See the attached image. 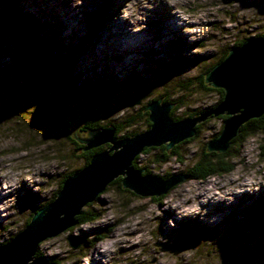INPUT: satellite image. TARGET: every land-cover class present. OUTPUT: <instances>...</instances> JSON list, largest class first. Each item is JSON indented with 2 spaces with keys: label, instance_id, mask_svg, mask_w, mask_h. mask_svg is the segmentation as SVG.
I'll return each instance as SVG.
<instances>
[{
  "label": "rangeland",
  "instance_id": "1",
  "mask_svg": "<svg viewBox=\"0 0 264 264\" xmlns=\"http://www.w3.org/2000/svg\"><path fill=\"white\" fill-rule=\"evenodd\" d=\"M15 1L18 10L47 24L46 30L39 32L41 51H47L43 54L48 53L52 64L57 57L69 56L72 82L92 96L95 108L100 110L99 104L104 107L96 116L103 118L102 124H117L130 114L139 116L121 133L132 134L128 137L149 130L145 107L159 96L160 101L185 96L177 102L182 108L173 113L174 118L211 109L219 95L205 83V75L243 39L264 35L261 0H122L120 5L117 0H66L67 4L57 5L52 0H11ZM165 3L169 11L176 10L183 18L173 33L161 31L160 23L170 19L164 12ZM126 6L136 23L130 20L123 25L128 27L129 36L136 32L143 38L132 37V42L121 45L113 39L112 46L107 38L109 27L122 21ZM144 8L149 9L146 17L142 16ZM117 9V15L112 14ZM42 10L59 17L42 14ZM99 10L104 13L100 28L90 36L87 14ZM16 51L15 41L0 28V185L4 189L3 181L9 184L0 199V243L21 232L38 209L54 200L64 177L81 170L85 163L78 143L72 140L74 135L83 134L85 102L70 108L66 128L58 130L43 121L33 95L14 77ZM42 66L45 64L40 63L38 69ZM43 74L49 77L41 96L54 97L63 91V83L57 81L50 66ZM181 85L190 87L182 90ZM136 97H143L139 105L122 108L124 101ZM222 126L221 116L210 117L191 141L178 144V156L155 165L151 160L157 152L140 154L137 166L162 178L183 173ZM261 144V136L248 138L231 152L237 157L231 161L230 173L205 181H183L158 199L140 197L121 185H108L80 210L97 219L43 240L35 257L54 264H95L96 258L100 261L97 264H264V223L258 228L257 216L250 211L264 206ZM108 147L99 146V152ZM185 231L203 234L207 240L197 249L177 255L156 246L165 243L167 248L176 249L190 243L194 238L180 240L186 239ZM68 236L79 238L80 246L72 249ZM174 242L176 246L171 245Z\"/></svg>",
  "mask_w": 264,
  "mask_h": 264
},
{
  "label": "water",
  "instance_id": "2",
  "mask_svg": "<svg viewBox=\"0 0 264 264\" xmlns=\"http://www.w3.org/2000/svg\"><path fill=\"white\" fill-rule=\"evenodd\" d=\"M261 2L264 3V0ZM204 81L213 89L223 90L224 96L216 106L198 116L174 122L169 116L172 105L162 104L158 99L145 107L150 127L142 134L117 140L114 127L108 126L90 130L84 137L74 135L76 142L83 146L82 152L102 145L109 147L93 154L87 165L65 178L54 200L38 209L21 232L0 244V264H54L35 257L38 244L75 226V217L80 214V210L94 201L118 177L121 178L123 189L140 197L155 198L166 195L185 180L182 173L163 179L143 174V169L134 168V158L145 148L165 145L169 150L193 138L198 124L210 117L225 115L227 118L222 130L206 143L205 148L210 153H225L243 124L264 115V36L246 39L241 46L231 50L205 75ZM142 99L130 98L123 102L122 108L139 105ZM184 236L186 239H180L181 242H186L188 238L194 239L176 249L167 248L169 244L165 243H157L156 246H161L162 252L177 255L195 250L207 240V236L194 235L189 231H185ZM67 241L72 249L81 244V240L74 236H68ZM176 244L174 242L171 245Z\"/></svg>",
  "mask_w": 264,
  "mask_h": 264
},
{
  "label": "trees",
  "instance_id": "3",
  "mask_svg": "<svg viewBox=\"0 0 264 264\" xmlns=\"http://www.w3.org/2000/svg\"><path fill=\"white\" fill-rule=\"evenodd\" d=\"M1 3H3L1 5L3 9L0 12V28H2L3 32L7 33L11 37V39L15 41L17 45V51L15 54V60L13 64L14 76L17 80H21L23 82L24 87L27 89L28 93L33 95L34 100L36 102V110L40 113H43L41 119L45 122H48V124L52 125L58 130L66 128L67 126L66 121L70 112V108L72 106H75L79 101H84L86 104V109H85V114L83 116L82 129H81V132H83V134L81 133V137H84L86 133L90 130L106 128L108 126L114 127L115 139H121L132 135V134H121V133L125 128L134 125L136 118H138L139 116L130 114L118 120L117 124H113L112 122H105L102 124V122H104L101 121L103 118L97 119L96 116L100 115L101 109L102 108L104 109V107L103 105L99 104V106H101L100 110L95 108L93 106L94 100L92 96L89 93L84 92L81 88L78 89L77 83L72 82L71 60L69 56L63 55L57 57L54 61V64H52L47 60L48 53L46 55L43 54V52L46 53L47 51H41L43 50L44 47L43 45H39L37 41H39L38 40L39 32L46 30L47 28L46 25L43 24L40 20H38V18L35 15L25 11L22 12V10L21 11L18 10L16 1L12 3L11 0L9 1L1 0ZM103 16L104 13L103 11L100 10L96 11L95 13L93 12L87 14V24H88L87 33L90 36L96 35L95 33L100 28L101 25L100 22L102 21ZM262 36L264 35H258L256 37H262ZM245 40L246 39H243L241 43L236 45V48L241 46V44ZM229 49H232V47ZM226 54L227 52L224 53L222 58ZM40 63L45 64V67L42 66L41 70L38 69L39 68L38 65H40ZM46 64H49L50 70L51 69L54 70V75L57 77V81L63 83V91L58 92V94H56L54 97H52L50 94L48 96H41V91H43L44 88L46 87L45 83L48 80L47 77H49L43 74L44 69H47L49 67ZM6 81L8 82V79H6ZM180 87H182V90H186L190 86L181 85ZM205 89L207 90V88ZM212 90L218 92L219 99L216 103L217 105L223 99L224 92L221 89H212ZM34 94H36L37 96H35ZM184 98L185 96L181 95L173 100H169L167 98H162L161 100L162 104L172 105V109L169 113V116L174 122L182 119L179 117L174 118L173 113L179 110L180 108H182V105L177 102ZM158 99H160V96L159 98H154L152 100H158ZM201 113L202 111L194 114L191 113L185 116L184 118H190L196 116V114H201ZM146 116H148V112H146ZM221 118L222 121L224 122L227 116L223 115L221 116ZM146 121L148 123L147 128H149L150 123L148 121V117ZM202 124L203 123H200L196 126V134L200 125ZM77 135L80 136V134ZM257 135L261 136L264 140V115L256 119H251L245 124H243L240 128L239 134L235 139L231 141V145L225 153L220 154L214 152L211 153L207 152L205 149L206 148L205 145L204 149L199 154L195 163L189 169L185 170L182 173L186 177L184 181H188V180L205 181L206 179L214 175L219 176L230 173L233 170L231 161L237 157V153L234 154L236 152V148L240 147L248 138L256 137ZM193 138H190L182 143L191 141ZM72 140L76 142L74 138H72ZM177 146L178 145L172 147L169 150L166 149L165 145L159 146L157 148H145L143 149L141 154L150 155L152 152H157L156 154H152L154 156L151 160V163L155 165H162L168 162L171 157L178 156V153L176 151ZM77 147L78 150L81 151V148L83 146L78 144ZM260 149L263 150L262 156L264 157L263 144H261ZM232 151L235 152L231 154ZM96 152H99V148L92 149L86 152L81 151L82 157L84 158L85 161L84 166L88 164L92 155L95 154ZM138 158L139 155L136 156L135 159L133 160L132 166L136 169H141V167L137 166ZM147 173L148 171L144 170L143 174H147ZM69 175L70 174H67L64 178H67ZM168 177H170V175L164 176L163 179H166ZM120 180L121 178L118 177L109 185L113 184L119 186L121 185ZM61 186L62 183L60 184V187ZM261 206L262 205H260V207ZM36 210L37 209H35L34 211ZM250 211L255 213V216H257V218L254 220L255 224L257 226L259 225L258 228L262 229L261 224L264 223V206H262V208H257V211H255L254 208H251ZM75 219L77 221L76 224H80V223H85L86 221L89 220H95L97 219V216L92 215L89 212H81L79 215L75 217ZM0 244L3 243L1 242Z\"/></svg>",
  "mask_w": 264,
  "mask_h": 264
},
{
  "label": "bare ground",
  "instance_id": "4",
  "mask_svg": "<svg viewBox=\"0 0 264 264\" xmlns=\"http://www.w3.org/2000/svg\"><path fill=\"white\" fill-rule=\"evenodd\" d=\"M133 1H137V0H133ZM52 2L57 5V4H67L68 2L66 0H62V1H59V2H56L54 0H52ZM67 2V3H66ZM84 2V1H83ZM122 2V0H117V3L118 5H120ZM147 2V1H146ZM91 5H92V1H90ZM145 4V3H144ZM122 5H124V3H122ZM145 6V5H144ZM147 6V5H146ZM145 6V7H146ZM129 7L126 6L125 8V11H126V16L122 18V21H116L112 24V27L110 26V32L107 34V38L110 39V44L113 46V39L117 40L118 44L121 45V44H124V43H128V42H132L133 40H131L132 37H136V40H139L141 38H143V35L140 33V34H137L136 32L134 33H131V36H129V30H128V27H125V25H123V23L125 22H128L130 20H132L135 24L136 22L133 20V17L132 16V13H129L128 11ZM68 10H71L68 8ZM148 11L149 9L148 8H144V13L142 14V16L146 17L147 14H148ZM166 11L168 12V17H170V19L168 20H165V23H160V27H161V24H162V32L163 30H166L164 33H173L172 30L176 29L178 27V23H180V20H183V18H181L179 16V13L177 14L176 10L175 11H169L168 9V4L165 3L164 5V12L166 14ZM42 14H45V15H49L53 18L55 17H59L58 15H56L55 12H48V11H45V10H42L40 11ZM119 12V10L117 9L116 11H114L112 14L114 15H117V13ZM95 13V12H94ZM112 14H108V16H111ZM113 15V16H114ZM69 17H71V15L69 14ZM119 17V16H118ZM112 18V16H111ZM136 18V17H135ZM138 18V16H137ZM167 18V17H166ZM105 22V21H104ZM177 22V24H175ZM107 24V23H106ZM109 24V23H108ZM47 25V24H46ZM177 25V26H176ZM160 30V29H159ZM161 36V35H160ZM159 36V37H160ZM122 37V38H121ZM124 39V41H123ZM126 39V41H125ZM128 39V40H127ZM135 40V41H136ZM193 41V40H192ZM163 48V47H162ZM90 58V57H89ZM97 62V64H99L100 62L98 61H95ZM96 66V65H95ZM96 71V69H94ZM109 70V69H108ZM111 71V69H110ZM97 72H100L99 70L96 71ZM3 186L6 188L9 184L7 183V181H3ZM2 185V184H1ZM1 185H0V199H2V195H6V193H3L2 191H5L3 188H1ZM9 189V191H11L12 189H10L9 187L7 188ZM8 191V192H9ZM4 229V228H2ZM5 243V242H4ZM96 262H93L95 264L99 263V258H96L95 259Z\"/></svg>",
  "mask_w": 264,
  "mask_h": 264
},
{
  "label": "clouds",
  "instance_id": "5",
  "mask_svg": "<svg viewBox=\"0 0 264 264\" xmlns=\"http://www.w3.org/2000/svg\"><path fill=\"white\" fill-rule=\"evenodd\" d=\"M135 159V158H134Z\"/></svg>",
  "mask_w": 264,
  "mask_h": 264
}]
</instances>
